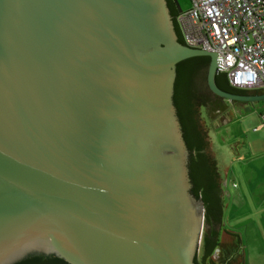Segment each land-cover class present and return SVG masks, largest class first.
<instances>
[{
    "label": "water",
    "instance_id": "1",
    "mask_svg": "<svg viewBox=\"0 0 264 264\" xmlns=\"http://www.w3.org/2000/svg\"><path fill=\"white\" fill-rule=\"evenodd\" d=\"M233 68L169 0H0V264L206 262L205 105L264 100L226 91Z\"/></svg>",
    "mask_w": 264,
    "mask_h": 264
},
{
    "label": "rangeland",
    "instance_id": "2",
    "mask_svg": "<svg viewBox=\"0 0 264 264\" xmlns=\"http://www.w3.org/2000/svg\"><path fill=\"white\" fill-rule=\"evenodd\" d=\"M176 2L180 11L192 7V0ZM235 105L234 101L221 98L214 108L209 109L208 114L204 108V124L209 130L223 178L224 228L242 234L247 264H260L264 262L258 255V252H264V156L260 162L257 160L261 157L254 154L241 160H232L227 157V147L235 141H240L243 146H253L254 149L260 148V144L264 147V100L244 108L235 109ZM261 163L263 165L259 166ZM234 182L237 187H233ZM222 232L223 244H231V234L226 230ZM217 257L215 254L214 258Z\"/></svg>",
    "mask_w": 264,
    "mask_h": 264
},
{
    "label": "built area",
    "instance_id": "3",
    "mask_svg": "<svg viewBox=\"0 0 264 264\" xmlns=\"http://www.w3.org/2000/svg\"><path fill=\"white\" fill-rule=\"evenodd\" d=\"M177 21L187 45L234 67L227 74L232 86L264 90V0H192Z\"/></svg>",
    "mask_w": 264,
    "mask_h": 264
},
{
    "label": "trees",
    "instance_id": "4",
    "mask_svg": "<svg viewBox=\"0 0 264 264\" xmlns=\"http://www.w3.org/2000/svg\"><path fill=\"white\" fill-rule=\"evenodd\" d=\"M177 15H178V13H176V17H177ZM228 81H229V78H228ZM229 83H230V81H229ZM230 85H231V83H230ZM226 91H230V92H234V93H243V92H246L248 90L239 89V88L232 86L231 88L227 89ZM206 129L209 133V130L207 127H206ZM220 178H221L222 194H221V205H220V212H219L217 229H216V233H215L213 243H212L211 248L209 250V253L207 255L206 262H204L202 264H244V263H238V258H237V257H239V255L241 256V253H243V248H242L243 247V240L240 236H237V240L233 244L235 246L234 252H233L234 254H232L229 257H227L228 255H226L223 258H220V257L214 258L215 254L220 255L219 253H217L218 249L221 250V249L225 248V245L223 244V241H222V231L225 230V228H224L225 200H224V192H223V179L221 177V174H220Z\"/></svg>",
    "mask_w": 264,
    "mask_h": 264
},
{
    "label": "crops",
    "instance_id": "5",
    "mask_svg": "<svg viewBox=\"0 0 264 264\" xmlns=\"http://www.w3.org/2000/svg\"><path fill=\"white\" fill-rule=\"evenodd\" d=\"M262 122H263V119H262ZM261 143V142H260ZM227 151H228V154H227V157L229 156L230 159L232 160H238V159H243V158H246V156H248L249 154H254V156H259L261 157L260 159L257 160V162H260L261 159L263 158L264 156V147H262V145L260 144V148L258 149H254L253 146H248L246 144H244V146L240 143V141H235L232 143L231 146H228L227 147ZM255 153H258L257 155H255ZM263 164H259V166H262ZM222 177V175H221ZM223 179V178H222ZM233 187H237L236 186V182L233 183ZM225 230L231 234L232 236V242L231 244L225 246V248L222 249L223 251V254L225 253L226 255L228 256H231L232 254H234V243L235 241L237 240V236H240L243 240V237H242V234L238 231H235V230H232V229H228L225 227ZM222 235H223V232H222ZM258 255H260L261 257V260L264 259V252H258ZM240 257V255H239ZM238 258V257H237ZM239 262L238 263H244V264H247V261H246V254L243 252L241 253V257H240V260H238ZM260 264H264V262H261Z\"/></svg>",
    "mask_w": 264,
    "mask_h": 264
},
{
    "label": "flooded vegetation",
    "instance_id": "6",
    "mask_svg": "<svg viewBox=\"0 0 264 264\" xmlns=\"http://www.w3.org/2000/svg\"><path fill=\"white\" fill-rule=\"evenodd\" d=\"M169 1H170L171 6H172V9L174 11V14L176 15V13H179L180 12V9L178 7V4H177L176 0H169ZM176 20H177V17H176ZM177 23H178V21H177ZM262 93H264V90L263 89H260V90H248L246 92L239 93V94H262ZM221 98L222 97L216 95L215 93H212L210 95V97H209V99H208V101H207V103L205 105L206 114H208L210 108H214V106H216V103L219 102V100ZM229 101H234L236 103L235 109H236V107L244 108L247 105L256 102V101H253V102H244V101H238V100H229ZM207 119L209 120V116L207 117ZM217 253L220 254V255H218V257H220V258H223L224 256H226L225 253L223 254L222 249L219 250ZM227 257H229V256H227Z\"/></svg>",
    "mask_w": 264,
    "mask_h": 264
}]
</instances>
